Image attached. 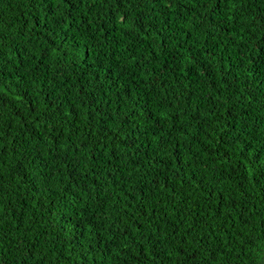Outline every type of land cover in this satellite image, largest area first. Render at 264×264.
Listing matches in <instances>:
<instances>
[{
	"label": "trees",
	"instance_id": "16d2710c",
	"mask_svg": "<svg viewBox=\"0 0 264 264\" xmlns=\"http://www.w3.org/2000/svg\"><path fill=\"white\" fill-rule=\"evenodd\" d=\"M0 264H264V0H0Z\"/></svg>",
	"mask_w": 264,
	"mask_h": 264
}]
</instances>
